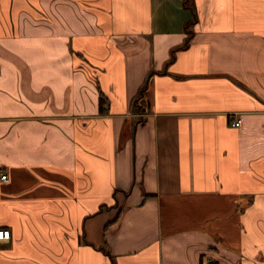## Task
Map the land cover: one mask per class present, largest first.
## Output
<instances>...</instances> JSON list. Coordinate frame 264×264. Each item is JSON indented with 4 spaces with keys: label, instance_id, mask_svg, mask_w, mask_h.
Returning <instances> with one entry per match:
<instances>
[{
    "label": "crops",
    "instance_id": "0c3cea01",
    "mask_svg": "<svg viewBox=\"0 0 264 264\" xmlns=\"http://www.w3.org/2000/svg\"><path fill=\"white\" fill-rule=\"evenodd\" d=\"M0 169V264H264V0H0Z\"/></svg>",
    "mask_w": 264,
    "mask_h": 264
},
{
    "label": "built area",
    "instance_id": "2783aa9c",
    "mask_svg": "<svg viewBox=\"0 0 264 264\" xmlns=\"http://www.w3.org/2000/svg\"><path fill=\"white\" fill-rule=\"evenodd\" d=\"M241 124V118H236L233 121H231V125L233 127H238ZM9 178L8 175L0 169V181L2 182H8ZM10 236V231L9 230H0V240H5L8 239Z\"/></svg>",
    "mask_w": 264,
    "mask_h": 264
},
{
    "label": "trees",
    "instance_id": "16d2710c",
    "mask_svg": "<svg viewBox=\"0 0 264 264\" xmlns=\"http://www.w3.org/2000/svg\"><path fill=\"white\" fill-rule=\"evenodd\" d=\"M101 100H102V98H101Z\"/></svg>",
    "mask_w": 264,
    "mask_h": 264
}]
</instances>
